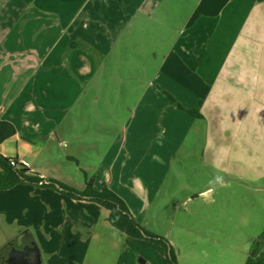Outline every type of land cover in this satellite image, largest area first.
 <instances>
[{"label": "rangeland", "instance_id": "1", "mask_svg": "<svg viewBox=\"0 0 264 264\" xmlns=\"http://www.w3.org/2000/svg\"><path fill=\"white\" fill-rule=\"evenodd\" d=\"M136 73L140 81L120 86L114 71L106 72L108 85L100 88V97L107 104L95 101L98 93L92 91L82 106L92 123L100 117L122 126L119 133L116 128V134L99 138L92 124L85 130L91 135L85 146L69 141L68 150L67 142L59 145L55 135L45 134L31 142L4 141L0 154L18 156L35 171L81 191L92 178L100 190L108 172L111 190L144 230L171 245L177 264H245L264 252V143L246 142V119L243 129H220V116L236 124L233 104H222L209 126L197 104L162 95L155 70ZM146 91L153 97H142ZM42 92L53 99L70 94L64 86H44ZM71 156L80 157L79 167ZM216 175L224 177V186L209 183ZM51 192L34 195L41 193L30 186L0 191V207L10 209L0 217V245L7 234L34 240L43 264H166L162 246L116 231L103 207L86 201L97 208L91 209ZM13 194L24 198L19 202Z\"/></svg>", "mask_w": 264, "mask_h": 264}, {"label": "crops", "instance_id": "2", "mask_svg": "<svg viewBox=\"0 0 264 264\" xmlns=\"http://www.w3.org/2000/svg\"><path fill=\"white\" fill-rule=\"evenodd\" d=\"M112 70L120 86L140 81L138 71L148 75L149 70H155L162 95L197 104L209 126L222 104H233L236 124H228L227 117L220 116V129L227 133L230 128L243 129L246 119V142L264 143L263 2L0 0V120L16 128V134L6 141L23 138L31 142L34 136L48 134V138L55 135L59 145L70 141L85 146V136H91L85 130L92 124L96 137L112 136L116 128L119 133L122 126L100 117L92 118V123L82 109L92 91L98 93L95 101L107 104L100 97V88L106 86V72ZM127 71L132 74L128 76ZM44 86H64L70 94L53 99L43 95ZM146 93L142 97H153ZM50 103L59 106L49 108ZM66 148L70 150L69 145ZM70 158L79 167L80 157ZM28 168L50 178L42 170ZM103 177L102 182L114 190L109 183L111 175L104 171ZM25 186L41 193L34 195H53V189L25 184L9 190ZM13 195L20 196L16 197L19 202L24 198V194ZM60 197L97 210L85 204L87 200ZM8 210L1 206L0 217ZM20 239V235L4 237L0 264H6L11 253L27 248H37L43 264L34 240L26 243Z\"/></svg>", "mask_w": 264, "mask_h": 264}, {"label": "trees", "instance_id": "3", "mask_svg": "<svg viewBox=\"0 0 264 264\" xmlns=\"http://www.w3.org/2000/svg\"><path fill=\"white\" fill-rule=\"evenodd\" d=\"M264 3V0H258ZM170 100L173 99L170 97ZM178 108L181 109V106ZM196 117H201L196 110H189ZM16 134L15 126L5 120H0V145ZM12 161L16 165H12ZM95 179L86 183L84 190L61 183L55 179L42 178L31 172L27 165L19 162L17 158L5 157L0 154V190H9L19 184L32 185L38 188L56 190L63 196L73 200H87L94 202L108 212V222L120 233L134 239H145L151 243L162 246L166 252V264H177L176 256L171 245L162 237H158L144 230L128 209L125 201L103 183L100 190L94 189ZM264 242V234L261 237ZM245 264H264V252L250 256Z\"/></svg>", "mask_w": 264, "mask_h": 264}, {"label": "water", "instance_id": "4", "mask_svg": "<svg viewBox=\"0 0 264 264\" xmlns=\"http://www.w3.org/2000/svg\"><path fill=\"white\" fill-rule=\"evenodd\" d=\"M30 257H29V263L28 264H41L42 260H41V256H40V252L37 248L31 249L30 250ZM29 251V252H30ZM21 255V256H25L26 254L28 255L29 253L25 250V251H16L14 253H11L10 255Z\"/></svg>", "mask_w": 264, "mask_h": 264}, {"label": "flooded vegetation", "instance_id": "5", "mask_svg": "<svg viewBox=\"0 0 264 264\" xmlns=\"http://www.w3.org/2000/svg\"><path fill=\"white\" fill-rule=\"evenodd\" d=\"M25 250L29 253L28 255L27 254L25 256L16 255V254L13 256L9 255V257L5 260L6 264H28L31 248H27Z\"/></svg>", "mask_w": 264, "mask_h": 264}, {"label": "clouds", "instance_id": "6", "mask_svg": "<svg viewBox=\"0 0 264 264\" xmlns=\"http://www.w3.org/2000/svg\"><path fill=\"white\" fill-rule=\"evenodd\" d=\"M210 184H219L221 186H224L225 181H224V177L220 176V175H216L212 181L209 182Z\"/></svg>", "mask_w": 264, "mask_h": 264}, {"label": "built area", "instance_id": "7", "mask_svg": "<svg viewBox=\"0 0 264 264\" xmlns=\"http://www.w3.org/2000/svg\"><path fill=\"white\" fill-rule=\"evenodd\" d=\"M20 162V161H19ZM20 163H22V164H24V165H27L25 162H20ZM12 165H16V162L15 161H12Z\"/></svg>", "mask_w": 264, "mask_h": 264}]
</instances>
